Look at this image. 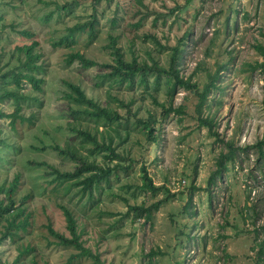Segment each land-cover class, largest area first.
Here are the masks:
<instances>
[{
    "label": "rangeland",
    "instance_id": "rangeland-1",
    "mask_svg": "<svg viewBox=\"0 0 264 264\" xmlns=\"http://www.w3.org/2000/svg\"><path fill=\"white\" fill-rule=\"evenodd\" d=\"M135 3L0 0V93L15 88L11 76L4 79L3 75L14 73L24 60L18 50L30 43L21 35L24 29L35 32L41 43L38 52L44 70L39 76L46 80L43 93L33 92L26 83L21 90L30 97L21 102V114L34 115L32 123L18 120L14 129L10 119L0 118V139L8 137V144L15 147L6 149L0 143V189H8L19 175L15 205L31 214L27 230L13 228L1 242L0 264L17 259L18 264H264V157L255 147L264 137V57L255 48L264 46V0H144L150 14L142 26L129 31L123 29L129 21L124 8ZM62 6L67 8L59 11ZM145 11L141 7L131 23L139 22ZM49 14L52 16L46 21ZM92 15L97 36L93 44L85 47L88 30H84L75 35L74 50L53 46V38L68 28L91 23ZM114 18L118 19L116 26L111 25ZM110 33L120 36L118 47L128 60L136 56L151 64L153 58L166 68L171 47L184 41L181 76H192L197 85L195 90L179 89L174 96V107L183 106L185 114L171 113L161 119V108L153 105L144 87L130 93L109 90L108 82L96 87L101 69L66 64L73 51L99 63L112 62L106 48ZM153 37L168 46L162 54ZM211 76L215 86L199 112L198 92ZM64 80L80 85L88 97L120 115L139 109L136 119H147L150 114L158 119L153 123L159 132L156 142L148 141L147 133L135 126L125 144L118 145L113 131L105 134L107 141L108 136L113 137L117 152L128 160L118 164L110 183H102L94 200L88 194L77 199V189L66 195V186L54 182L56 170L73 172L78 164L50 145L74 147L85 157L91 147L69 130L75 123L69 118L72 104L63 98ZM165 87L163 82L157 88L160 102L168 98ZM112 97L131 106H122ZM14 111L13 98L0 101L1 113ZM200 117L214 120L212 131L200 124ZM76 125L102 140L101 124L99 133L91 121ZM228 143L233 145V156L218 172L222 154L231 152ZM96 162L114 167L118 161L105 164L99 154ZM143 167L158 191L143 189ZM26 195L29 198L22 204ZM1 201L8 203L4 192H0ZM61 205L72 211L81 240L98 260L75 257L80 251L59 244L49 231L51 227L72 237ZM134 206L151 208L150 220L136 219ZM23 219H16L15 224ZM12 220L8 215L0 220V237L8 232Z\"/></svg>",
    "mask_w": 264,
    "mask_h": 264
},
{
    "label": "trees",
    "instance_id": "trees-1",
    "mask_svg": "<svg viewBox=\"0 0 264 264\" xmlns=\"http://www.w3.org/2000/svg\"><path fill=\"white\" fill-rule=\"evenodd\" d=\"M135 5H129V7L124 8L127 18H129L128 23H125L123 29L131 31L132 29H137L142 26L144 19L147 15L150 14L149 9L146 8L144 4V0H135ZM132 9H131V7ZM141 7H143L146 11L144 15H142L141 19L137 23H131L135 16H139L141 12ZM67 6L59 7V11L62 9H66ZM52 14H49L46 17V21L49 20ZM92 21L89 24L78 25L74 28H68L66 33H64L59 38H53L52 44L54 47L65 46L66 48L75 49L78 41L75 39V35L79 34L84 30L87 31V41L85 47H88L90 44H93L97 40V36L95 32V15H92ZM43 22L45 19L43 18ZM118 24V19L114 18L111 22L112 26H116ZM114 30V28H113ZM21 35L29 44H25L22 47H19L18 50L21 54H24V60L21 61L20 65L17 67L16 71L9 74L3 75L4 79H10L14 85V89L12 90H3L0 93V101L9 100L13 98L15 101V111L12 114H5L0 112V118H8L10 119V125L15 129V125L18 120L21 122L28 121L32 123L31 118H27L25 115L21 114L23 110L22 101L26 102L30 100V97L23 95L21 90L25 89L26 85L32 89L35 93H43L46 80L39 76L44 70V65L42 63V55L38 52L39 47L41 45L40 41L37 39V35L35 32L29 30H22ZM187 34H185L186 36ZM184 36V38H185ZM154 38V44L158 48V53L162 54V50L164 48H168V46H164L159 39ZM183 38V39H184ZM120 36L114 35L110 33L107 38L106 48L110 51V56L112 62H104L99 63L95 60L88 58L84 53L80 51H73L66 57V64L72 65L74 63H78L82 68H93L98 67L101 69L102 73L97 76V82L95 86H101L104 82H108L109 90L114 89L120 92H136L138 87L145 88V94L150 97L152 103L157 108H161V119L167 118L171 113L176 114H185V108L183 106L174 107V96L176 95L179 89L185 90H195L197 88L196 84L192 83V76L184 77L181 76V71L179 69V60L182 56L183 46L185 45L184 41L181 39L178 43L171 47V51L169 53L170 61L169 67L166 68L161 65L160 61L152 58V63L149 64L145 61H139L136 56H133L131 60L126 58V54L123 52L122 48L119 46ZM256 50L264 57V46L256 45ZM264 69V64H261ZM9 76V77H8ZM153 77V79H152ZM164 82L166 93L168 98L160 102L158 100L157 94L160 93L159 88L161 84ZM66 90L63 92V98L68 100V104L71 105L69 113V118L75 123V125L70 124L69 130L72 133L77 134L81 138V142L83 145L89 144L91 147L87 149L88 154L85 156L79 155L77 149L74 147H66L62 148L58 144L50 145L52 149L59 152L61 155L68 156L72 160H74L78 166L73 172H60L58 170L55 173L58 174V177L54 182L59 181L61 184L65 185L66 195L70 194L74 190L77 189L74 196H77V199L84 198L85 194L89 195L90 200L95 199V193L99 192L102 189V183L106 182V184L110 183V177L114 172V169L119 168L118 164L122 161H126V159L122 154L117 152V147L115 146V141L112 136H108V141L105 138V134L108 133L109 130L115 133V137L117 139L118 145L127 143L132 137V133L135 129H138L142 134L145 132L148 136V141L156 142V138L158 136V129L154 127L153 123H157L158 119L150 114L147 119H136L138 117V110L135 113H131V110L127 112L126 116L120 115L113 109L109 107H103L97 102L95 99L87 96L86 92L82 89V87L76 83H73L68 80L62 81ZM215 86V77L211 76L209 84L206 85L205 89L202 92H198L200 95V102L198 110L202 111V108L207 100L208 94L211 92L212 88ZM113 100L119 103L122 106H131V104L127 105L124 101H120L117 97H112ZM143 98V97H142ZM35 100H38L37 98ZM134 100V99H133ZM145 100V99H142ZM132 102V101H131ZM137 122L134 124V120ZM160 119V120H161ZM200 124L207 126L210 131L214 128V120L211 118H199ZM91 121L96 124V132L99 133V126L104 128V132L101 133L102 140L100 141L97 134H93L88 128H81L77 126L78 123H83ZM132 126H135V129H132ZM144 133H143V132ZM217 135V133H213ZM1 138V137H0ZM10 139L7 137L2 141L0 139V143L4 144L6 149H9L11 146L7 141ZM228 147L231 149L229 155H223L218 161V172L224 168V161L230 160L233 156V145L228 143ZM260 153V156L264 157V137L256 144L255 146ZM11 148H14L12 146ZM1 150V148H0ZM99 154L103 155L105 164L112 163L114 161H118L114 167H102L97 164L96 158ZM94 158L93 161H88L87 159ZM52 168V167H50ZM123 168V167H122ZM143 179L145 180L143 189H150L154 192L158 191L159 188L154 187L153 181L145 167H143ZM212 180V178H211ZM20 185V176L16 175L8 189H0V192L5 193V198L8 200V203L5 204L3 201L0 202V220L4 218V216H13V220L8 225V232L4 233L2 237H0L1 242L10 236V233L13 228L15 229H23L27 230L29 226V219L31 218V214L26 215V210L20 205L16 207L14 195L18 190ZM79 195V196H78ZM29 198V195H26L22 199V204L26 203V200ZM98 202V201H95ZM66 220H67V228L70 231L72 237L67 238L59 232H55L51 227H49V231L58 238L59 244L63 245H73L80 252L75 257H94L98 260L97 255H94L90 248L86 247L81 240V232H79L77 227V222L72 211L61 205ZM131 209L135 213V218H146V220H150L151 218V208H144L142 206H134ZM24 216V219L18 224H15L16 219ZM263 253V247H261L260 254ZM21 256V255H20ZM20 258V257H19ZM17 259L12 264H18Z\"/></svg>",
    "mask_w": 264,
    "mask_h": 264
}]
</instances>
